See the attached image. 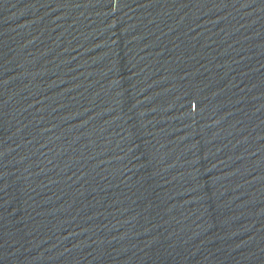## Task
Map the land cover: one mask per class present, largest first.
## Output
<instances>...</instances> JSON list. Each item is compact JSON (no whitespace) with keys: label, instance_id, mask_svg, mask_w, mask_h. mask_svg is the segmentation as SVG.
Segmentation results:
<instances>
[{"label":"water","instance_id":"obj_1","mask_svg":"<svg viewBox=\"0 0 264 264\" xmlns=\"http://www.w3.org/2000/svg\"><path fill=\"white\" fill-rule=\"evenodd\" d=\"M0 264H264V0H0Z\"/></svg>","mask_w":264,"mask_h":264}]
</instances>
